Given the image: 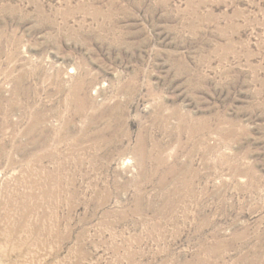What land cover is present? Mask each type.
Returning <instances> with one entry per match:
<instances>
[{"label":"rangeland","instance_id":"rangeland-1","mask_svg":"<svg viewBox=\"0 0 264 264\" xmlns=\"http://www.w3.org/2000/svg\"><path fill=\"white\" fill-rule=\"evenodd\" d=\"M0 264H264V0H0Z\"/></svg>","mask_w":264,"mask_h":264},{"label":"bare ground","instance_id":"bare-ground-1","mask_svg":"<svg viewBox=\"0 0 264 264\" xmlns=\"http://www.w3.org/2000/svg\"><path fill=\"white\" fill-rule=\"evenodd\" d=\"M11 231H13V233H15V232L17 233L19 231V228L16 225H14ZM59 236H61L62 238H65L64 235L59 234Z\"/></svg>","mask_w":264,"mask_h":264}]
</instances>
